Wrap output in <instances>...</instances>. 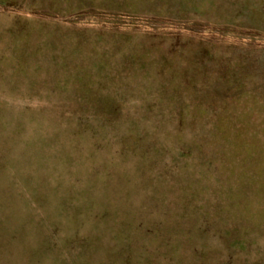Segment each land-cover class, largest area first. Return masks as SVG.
Wrapping results in <instances>:
<instances>
[{
  "label": "rangeland",
  "instance_id": "1",
  "mask_svg": "<svg viewBox=\"0 0 264 264\" xmlns=\"http://www.w3.org/2000/svg\"><path fill=\"white\" fill-rule=\"evenodd\" d=\"M0 264H264V0H0Z\"/></svg>",
  "mask_w": 264,
  "mask_h": 264
}]
</instances>
